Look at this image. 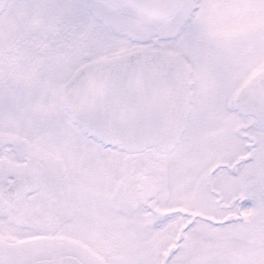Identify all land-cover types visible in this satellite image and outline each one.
<instances>
[{
	"label": "snow or ice",
	"instance_id": "6c2138e0",
	"mask_svg": "<svg viewBox=\"0 0 264 264\" xmlns=\"http://www.w3.org/2000/svg\"><path fill=\"white\" fill-rule=\"evenodd\" d=\"M0 264H264V0H0Z\"/></svg>",
	"mask_w": 264,
	"mask_h": 264
}]
</instances>
